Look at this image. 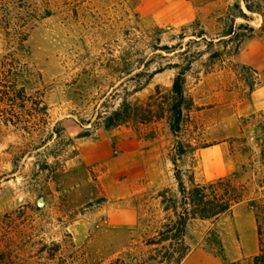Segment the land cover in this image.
Instances as JSON below:
<instances>
[{
  "label": "rangeland",
  "instance_id": "rangeland-1",
  "mask_svg": "<svg viewBox=\"0 0 264 264\" xmlns=\"http://www.w3.org/2000/svg\"><path fill=\"white\" fill-rule=\"evenodd\" d=\"M179 1L0 0V74L8 86L0 85V111L7 110L0 113V264H165L161 246L145 243L171 214L157 193L177 190L170 160L177 142L197 148L177 163L197 183L231 177L245 188L232 214L188 221L180 264L238 254L235 218L254 223L245 246L252 241L257 252L264 0H255L259 13L243 0H195L202 12L187 24H177L187 16ZM229 27L233 42H218ZM201 32L206 42L196 38ZM187 62L177 138L166 113L153 126L104 129L103 117L123 102L145 107L157 95L163 105L173 67ZM19 91L23 101L12 96ZM131 207L133 228L108 223L126 221Z\"/></svg>",
  "mask_w": 264,
  "mask_h": 264
},
{
  "label": "trees",
  "instance_id": "trees-1",
  "mask_svg": "<svg viewBox=\"0 0 264 264\" xmlns=\"http://www.w3.org/2000/svg\"><path fill=\"white\" fill-rule=\"evenodd\" d=\"M243 3L246 11L249 13H259L262 10V5L255 0L254 5L250 0H243ZM234 7L239 10L240 16L245 18V14L240 7L238 5ZM204 36L201 32L196 35V38L206 42ZM234 39L235 33L233 28L229 27L222 32V35L218 38V42L228 44L233 42ZM211 43V41L208 42V44ZM237 51V48H233L231 53L234 54ZM181 54L187 55L185 51ZM190 64V62H187L185 66L175 65L173 67L179 71L172 81L163 105L157 101V95L150 96V102L145 107L123 102L117 110L103 117L104 129H118L122 126H153L166 113L169 131L172 136L177 138V135L181 131L183 110L187 102L185 96V75L190 68ZM3 75L1 76L0 74V85L8 87L5 85L7 83L6 76ZM12 96L18 100L22 99L21 101L24 99V95L20 91ZM6 112V108H2L0 111V113ZM156 134V128L152 127L151 138L154 139ZM196 149L190 143H176L170 160L174 166L173 177L177 185V190L175 194H171L169 190H163L157 193V198L161 199L160 205L162 206L163 212H171V214L164 218L165 223L159 230L155 231V236L147 240L145 245L161 246V249L165 251L162 256L165 264H180L186 256V247H184L183 238L188 221L217 222L220 218L232 214L233 209L245 198V188L242 185L235 184L231 177H220L201 184L195 181L192 174L186 175V171L179 169L177 164L179 159L187 154L194 153ZM53 158H56L55 164H58L57 157ZM184 176H187L186 180H184ZM166 196L169 197L166 199ZM178 198L180 199L178 200ZM252 206L254 207V205ZM259 210L258 214H255L256 236L258 240L257 253L251 258H242L227 264H264V206L259 207ZM164 243H168L167 247L162 246ZM219 257L222 261H225L223 254Z\"/></svg>",
  "mask_w": 264,
  "mask_h": 264
},
{
  "label": "crops",
  "instance_id": "crops-1",
  "mask_svg": "<svg viewBox=\"0 0 264 264\" xmlns=\"http://www.w3.org/2000/svg\"><path fill=\"white\" fill-rule=\"evenodd\" d=\"M171 0H160V3L165 6H168L167 2H170ZM184 12H186L187 16L185 19L182 21H179L177 24H187L196 19V17L199 15L200 12H202L203 4H197L195 0H180L178 2ZM175 24V23H172ZM137 179L139 177H136ZM149 183H153V180L149 181ZM157 188H162L161 184H156L155 185ZM134 194L133 190L131 192H128V195L131 196ZM128 219L126 221H120L116 222L112 218L108 221V223L111 226L117 227V228H133L134 225L136 224V213L132 207L128 210ZM256 228V227H255ZM233 233L237 234L240 242H241V250L238 254H234L233 257L230 258H225V261H222L221 259H218L216 257H211V256H206L203 257L200 261L197 262V264H227L231 262L238 261L242 258H251L253 257L256 253L254 252V246L252 241H250V245L245 246V241L248 238V235L253 234L254 232V223L250 222V224L245 225L244 222L241 219L235 218L233 221V228H232ZM229 234V233H228ZM231 235V233L229 234ZM247 247V250L245 248ZM258 250V249H257Z\"/></svg>",
  "mask_w": 264,
  "mask_h": 264
}]
</instances>
